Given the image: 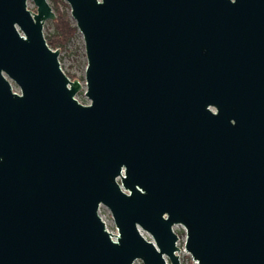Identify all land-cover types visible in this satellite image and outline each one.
I'll return each mask as SVG.
<instances>
[{
	"label": "water",
	"instance_id": "1",
	"mask_svg": "<svg viewBox=\"0 0 264 264\" xmlns=\"http://www.w3.org/2000/svg\"><path fill=\"white\" fill-rule=\"evenodd\" d=\"M64 1L84 84L0 0V264H264V0Z\"/></svg>",
	"mask_w": 264,
	"mask_h": 264
},
{
	"label": "rangeland",
	"instance_id": "2",
	"mask_svg": "<svg viewBox=\"0 0 264 264\" xmlns=\"http://www.w3.org/2000/svg\"><path fill=\"white\" fill-rule=\"evenodd\" d=\"M51 2L53 3V0H51ZM51 21L52 20L47 19L43 24V31L45 35L52 30ZM61 57H62L63 68L67 72L69 78L72 79L74 75L82 79V84H84V70L86 64V57L84 53L83 39L79 31H77L73 35L70 41L61 50ZM75 97L80 101H82L83 103L88 102V99L84 94V87L77 92ZM101 209H102V214L105 215V217L108 220V223L110 224V228L115 230V225L113 223V219L111 220V218L109 217V213L107 211L108 209L105 207H102ZM173 228L177 230L179 233L178 246L180 247L181 250V256L183 257V259H186L189 264H191L192 263L191 256L183 248L185 232L180 224L174 225Z\"/></svg>",
	"mask_w": 264,
	"mask_h": 264
},
{
	"label": "trees",
	"instance_id": "3",
	"mask_svg": "<svg viewBox=\"0 0 264 264\" xmlns=\"http://www.w3.org/2000/svg\"><path fill=\"white\" fill-rule=\"evenodd\" d=\"M55 18L51 21L52 30L44 35L46 43L53 49L62 50L77 32L69 13V6L63 0H53L51 5Z\"/></svg>",
	"mask_w": 264,
	"mask_h": 264
},
{
	"label": "built area",
	"instance_id": "4",
	"mask_svg": "<svg viewBox=\"0 0 264 264\" xmlns=\"http://www.w3.org/2000/svg\"><path fill=\"white\" fill-rule=\"evenodd\" d=\"M102 207L107 208V207H106L105 205H103V204H100V205H99V212H100L101 215H103V214H102V209H101ZM107 209H108V208H107ZM107 211H108V213H109V217H110L111 220H112L113 218H112V216H111V213H110L109 209H108ZM103 216H105V215H103ZM105 223H106V225H107V227H108V229H109V232H111V233H116V228H115V230H113V229L110 228V224L108 223L107 218H106ZM113 223H114V222H113ZM177 253H178V255H179L181 261H182L184 264H189L188 261H187L186 259H183V257L181 256V250L178 251ZM191 259H192V258H191ZM191 264H197V262L194 261V260L192 259V263H191Z\"/></svg>",
	"mask_w": 264,
	"mask_h": 264
}]
</instances>
